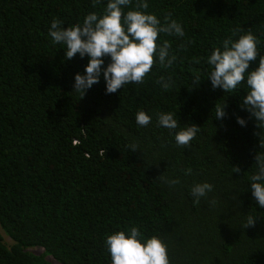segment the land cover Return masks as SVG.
<instances>
[{"label": "trees", "instance_id": "obj_1", "mask_svg": "<svg viewBox=\"0 0 264 264\" xmlns=\"http://www.w3.org/2000/svg\"><path fill=\"white\" fill-rule=\"evenodd\" d=\"M262 200L264 0H0V264H264Z\"/></svg>", "mask_w": 264, "mask_h": 264}, {"label": "rangeland", "instance_id": "obj_2", "mask_svg": "<svg viewBox=\"0 0 264 264\" xmlns=\"http://www.w3.org/2000/svg\"><path fill=\"white\" fill-rule=\"evenodd\" d=\"M3 235V234H2ZM3 241H4V243L6 244V245H8L10 242H11V240L7 237V236H5V235H3ZM26 249L27 250H29V251H33V252H36V253H38V252H40L41 251V248L40 247H37V246H30V247H26ZM46 257H48L49 258V262H50V264H57L56 262H55V260L53 259V258H51L50 257V255H46Z\"/></svg>", "mask_w": 264, "mask_h": 264}, {"label": "clouds", "instance_id": "obj_3", "mask_svg": "<svg viewBox=\"0 0 264 264\" xmlns=\"http://www.w3.org/2000/svg\"><path fill=\"white\" fill-rule=\"evenodd\" d=\"M257 91H259V90H255V92L252 94L250 101L254 98L255 93H256ZM262 201H264V200H262ZM50 257H51V256H50ZM51 258H52V257H51ZM54 260H55V259H54ZM55 262H56V260H55ZM56 263H57V262H56Z\"/></svg>", "mask_w": 264, "mask_h": 264}]
</instances>
